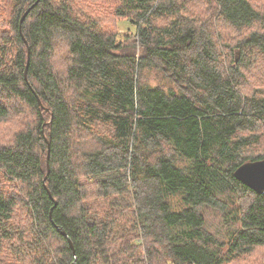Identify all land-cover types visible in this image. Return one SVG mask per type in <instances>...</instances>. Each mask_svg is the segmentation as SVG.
<instances>
[{
    "label": "trees",
    "instance_id": "16d2710c",
    "mask_svg": "<svg viewBox=\"0 0 264 264\" xmlns=\"http://www.w3.org/2000/svg\"><path fill=\"white\" fill-rule=\"evenodd\" d=\"M36 1L0 14V240L25 233L29 264H229L264 247V193L233 176L264 159V97L241 85L264 56V12L206 0L230 31L251 30L231 47L186 0H88L115 3L135 28L123 38L78 0ZM153 68L175 88L145 84Z\"/></svg>",
    "mask_w": 264,
    "mask_h": 264
},
{
    "label": "rangeland",
    "instance_id": "374dc122",
    "mask_svg": "<svg viewBox=\"0 0 264 264\" xmlns=\"http://www.w3.org/2000/svg\"><path fill=\"white\" fill-rule=\"evenodd\" d=\"M10 1V0H9ZM79 13H87L88 15L96 16L103 29L114 32L119 38L125 37L130 32L134 33L135 28L126 20L116 18L114 14L115 3L113 1H102L98 3H92L88 0H78ZM253 7L260 12H264V0H249ZM11 3L6 0H0V14L2 17H8V12ZM186 6L189 9L187 14L195 19L197 23L203 22L212 28L215 38L224 39L223 44H227L231 47L235 46L236 39H241L248 35L251 30H244L238 33H233L228 29V26L223 22H217L215 13L208 7L206 0H186ZM6 24V22H5ZM5 24L1 29L5 30ZM260 31V29H259ZM218 32V33H217ZM220 37H219V35ZM218 35V36H217ZM221 49V46H220ZM221 51V50H220ZM222 53V52H221ZM236 54V53H235ZM224 56V63L228 61L227 50L222 53ZM237 61L240 58V54L237 53ZM60 57V56H59ZM227 58V59H226ZM60 62V61H59ZM234 62V65L236 64ZM142 80L145 84L150 86H159L165 90H168L175 85L158 70L151 69L145 71L142 74ZM242 92L248 95H262L264 97V56L259 55L256 58H252L248 71L246 72L244 79L242 80ZM175 88V87H174ZM5 122L2 128L9 127V123ZM258 136L259 144L256 148L257 153H264V130L255 132ZM1 136V135H0ZM253 154H256L255 151ZM84 181V180H83ZM172 209L178 210L182 207L178 197L170 198ZM204 217L206 219V228L216 238L226 240L227 231L230 230V226L223 224L222 216L213 211H204ZM14 232V231H13ZM220 234V235H219ZM25 239H29L25 236V233L17 232L11 239L0 240V259L5 263L12 264H29L32 259L28 256L30 254V247L24 243ZM27 253V255H26ZM229 264H264V247L252 251L250 254L245 255Z\"/></svg>",
    "mask_w": 264,
    "mask_h": 264
},
{
    "label": "water",
    "instance_id": "95a60500",
    "mask_svg": "<svg viewBox=\"0 0 264 264\" xmlns=\"http://www.w3.org/2000/svg\"><path fill=\"white\" fill-rule=\"evenodd\" d=\"M38 2V0L36 1ZM33 6L29 7L21 16L19 21V26L21 27V24L23 20L28 15L29 11L31 10ZM20 33H21V29ZM237 61V59H236ZM28 65V63H27ZM27 69H25L24 77L27 79ZM38 105L41 106V101L37 98ZM49 153V151H48ZM48 161V157H47ZM49 165L47 162V169ZM234 178L242 183L244 186L252 190L253 192L257 194H263L264 193V159L246 162L239 167L236 168V170L233 173ZM51 214V213H50ZM51 217V215H50ZM61 235L67 237L66 233L64 231H61ZM68 243L70 248L73 250V245L71 240L67 237ZM73 253L74 250H73ZM74 264V263H73Z\"/></svg>",
    "mask_w": 264,
    "mask_h": 264
}]
</instances>
